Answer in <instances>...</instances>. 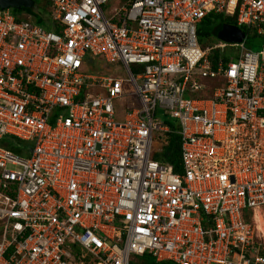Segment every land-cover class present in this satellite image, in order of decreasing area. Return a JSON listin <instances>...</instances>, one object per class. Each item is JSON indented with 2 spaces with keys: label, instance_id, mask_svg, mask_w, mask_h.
Instances as JSON below:
<instances>
[{
  "label": "built area",
  "instance_id": "1",
  "mask_svg": "<svg viewBox=\"0 0 264 264\" xmlns=\"http://www.w3.org/2000/svg\"><path fill=\"white\" fill-rule=\"evenodd\" d=\"M46 1L0 10V264H264V0ZM209 13L243 39L202 47Z\"/></svg>",
  "mask_w": 264,
  "mask_h": 264
},
{
  "label": "trees",
  "instance_id": "2",
  "mask_svg": "<svg viewBox=\"0 0 264 264\" xmlns=\"http://www.w3.org/2000/svg\"><path fill=\"white\" fill-rule=\"evenodd\" d=\"M32 1V6L28 9L25 8H21L19 11L16 10H10L12 14L14 15H18V16H24V18L28 17V19H30V21L38 26H40L41 28L45 29V30H51L54 31L55 30V25L53 22H50V20L47 17L48 14V2L45 0L42 2V0H31ZM212 13H209L208 15H210ZM207 15V16H208ZM217 14H215L216 16ZM206 16V17H207ZM220 16V15H219ZM205 17V18H206ZM224 18L223 16H220V18ZM205 18L201 20V22L197 25L196 27V36H197V40L198 43L200 44V36L201 35V29L200 26L202 23H206L205 22ZM227 19V18H224ZM219 29V26H218ZM243 33H246V31L244 29H242ZM203 33V32H202ZM221 51L220 50H214L212 52V54L209 56L210 61L213 63L215 62V59L219 56L222 61H226L227 58H225L224 56H221ZM101 67L98 65V67L96 69L93 68V70H97L100 71ZM4 148H6L7 150L13 152V153H19L18 150H16V148L12 147V143L10 141L6 140L4 141L3 144ZM154 159L157 160L158 162H169L170 164L173 165L174 167V171L178 172L179 171V166H177V162H178V150H177V143H176V138L175 136H170L168 143L166 146H164L161 151L157 154L154 155ZM264 255V253H263ZM130 264H172L169 262H161V263H154L153 259L146 254H143L141 256H134L133 260L131 261Z\"/></svg>",
  "mask_w": 264,
  "mask_h": 264
},
{
  "label": "rangeland",
  "instance_id": "3",
  "mask_svg": "<svg viewBox=\"0 0 264 264\" xmlns=\"http://www.w3.org/2000/svg\"><path fill=\"white\" fill-rule=\"evenodd\" d=\"M43 1H45V0H42V2ZM119 2L120 3L124 2V0H119ZM220 16L219 15L215 16V14H210L205 18L206 23L201 24V26H200L201 35H199L200 36L199 39H200V44L202 47H209L212 44L218 43L220 41L219 36H220L221 32L224 30V27H226L227 25L230 24V20L224 19L222 17L220 18ZM218 26H219V29H218ZM260 45H261V38L259 36L254 35L251 32L246 34V38L242 42L243 49L247 50V51H251V52L259 51ZM220 51L225 52L229 56H233L235 53V51L230 47H223L220 49ZM100 63H101L100 61L93 59L89 64H87V68L89 70L93 71V68L96 69ZM116 67L117 66L115 64H111L108 67V69L111 71L117 70ZM106 72H107V70H106ZM111 73H113V72H111ZM217 83H218V81H217ZM260 210L263 212L264 208H260ZM262 212H259V214H260L259 216L261 218V223L264 221V215L262 214ZM248 215L250 216V214H248ZM246 218L248 219V216H246ZM249 220H250V223L252 224L253 222H252L251 218ZM252 227H254L253 238L255 239V241L264 243V236H262V234H260L256 230L254 223H253Z\"/></svg>",
  "mask_w": 264,
  "mask_h": 264
},
{
  "label": "water",
  "instance_id": "4",
  "mask_svg": "<svg viewBox=\"0 0 264 264\" xmlns=\"http://www.w3.org/2000/svg\"><path fill=\"white\" fill-rule=\"evenodd\" d=\"M32 6L31 0H0V10L10 9L19 11L21 8L28 9ZM232 34L229 36V34ZM233 34L235 36H233ZM243 39L242 31L234 26L227 25L219 36V40L225 43H238Z\"/></svg>",
  "mask_w": 264,
  "mask_h": 264
},
{
  "label": "bare ground",
  "instance_id": "5",
  "mask_svg": "<svg viewBox=\"0 0 264 264\" xmlns=\"http://www.w3.org/2000/svg\"><path fill=\"white\" fill-rule=\"evenodd\" d=\"M258 210H253L252 212V218L251 220L253 221L256 230L264 236V221L261 223V218L259 216ZM263 220V219H262ZM262 225V226H261Z\"/></svg>",
  "mask_w": 264,
  "mask_h": 264
},
{
  "label": "crops",
  "instance_id": "6",
  "mask_svg": "<svg viewBox=\"0 0 264 264\" xmlns=\"http://www.w3.org/2000/svg\"><path fill=\"white\" fill-rule=\"evenodd\" d=\"M221 56H224L225 58H228V55L225 52H222Z\"/></svg>",
  "mask_w": 264,
  "mask_h": 264
},
{
  "label": "clouds",
  "instance_id": "7",
  "mask_svg": "<svg viewBox=\"0 0 264 264\" xmlns=\"http://www.w3.org/2000/svg\"><path fill=\"white\" fill-rule=\"evenodd\" d=\"M252 212H253V211H252ZM252 212L249 213V214H250L249 219L252 218ZM249 221H250V220H249ZM252 222H253V221H252ZM252 225H253V223H252ZM253 229H254V227H253Z\"/></svg>",
  "mask_w": 264,
  "mask_h": 264
}]
</instances>
